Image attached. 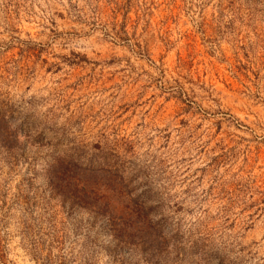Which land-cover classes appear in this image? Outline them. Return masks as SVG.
Instances as JSON below:
<instances>
[{
  "label": "rangeland",
  "instance_id": "374dc122",
  "mask_svg": "<svg viewBox=\"0 0 264 264\" xmlns=\"http://www.w3.org/2000/svg\"><path fill=\"white\" fill-rule=\"evenodd\" d=\"M0 264H264V0H0Z\"/></svg>",
  "mask_w": 264,
  "mask_h": 264
}]
</instances>
